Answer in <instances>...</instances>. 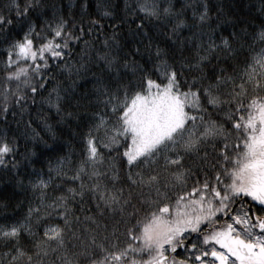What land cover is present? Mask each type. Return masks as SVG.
<instances>
[{
	"label": "snow or ice",
	"instance_id": "obj_1",
	"mask_svg": "<svg viewBox=\"0 0 264 264\" xmlns=\"http://www.w3.org/2000/svg\"><path fill=\"white\" fill-rule=\"evenodd\" d=\"M0 264H264V0H0Z\"/></svg>",
	"mask_w": 264,
	"mask_h": 264
},
{
	"label": "trees",
	"instance_id": "obj_2",
	"mask_svg": "<svg viewBox=\"0 0 264 264\" xmlns=\"http://www.w3.org/2000/svg\"><path fill=\"white\" fill-rule=\"evenodd\" d=\"M66 3H75V0H65ZM256 3V0H244V3ZM236 4H240V0H235ZM234 11H237L238 13H242L244 15H253L254 14V9H249V8H245L243 7V5L240 6L239 9H233Z\"/></svg>",
	"mask_w": 264,
	"mask_h": 264
}]
</instances>
